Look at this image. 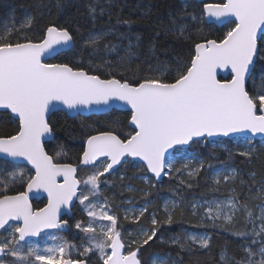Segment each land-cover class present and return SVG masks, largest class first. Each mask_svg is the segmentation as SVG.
<instances>
[{
	"label": "snow or ice",
	"instance_id": "6c2138e0",
	"mask_svg": "<svg viewBox=\"0 0 264 264\" xmlns=\"http://www.w3.org/2000/svg\"><path fill=\"white\" fill-rule=\"evenodd\" d=\"M200 3L202 9L199 10V17L195 10L189 13L185 7L177 15H170L168 25L155 26L148 43V51L155 55L156 41L162 34L165 37L174 35L177 39H191L187 34V25L178 22L188 17L193 21L234 24L222 39H205L195 43L194 54H190L189 58L177 55L171 62H162L157 57L155 66L148 63L147 69L140 65L135 69L130 68L132 58L138 55L141 48V33L118 32L116 26L123 24L130 29L131 25L146 22L150 16V5L141 11L137 19H121L117 12L115 25L109 23L107 31L89 33L84 45L91 48L93 54L101 52L102 43L104 53L117 51V45L108 39L110 35L128 40L124 56L118 57L116 62L102 60L96 66L98 70L107 66L108 78L89 74L83 68L74 69L67 63L43 62V58L55 53L58 46L73 42L69 27L49 23L43 29L42 38L34 41L25 34L26 30L31 29L34 17L29 16L20 28L6 26V30L0 34V109L15 114L19 125L14 135H0V185H3L0 190V229L7 231L12 228L9 223L12 220L22 221V224L0 239V264H86V259L73 258L71 249L75 245L66 241L43 250L29 245L24 251L21 244L26 236H35L43 229L67 226L68 221L58 219V215L62 207L71 206L74 198L85 205L89 217L87 223L79 220L75 223V227L85 233L88 240V245L78 253L79 256L87 257L95 249L102 264H142L138 258L139 251L157 236L159 221L153 216L151 223L154 227L150 230L140 229L138 239L131 241L136 247L126 251L129 246L124 243L119 231L118 217L110 214L107 198L103 204L92 202L98 201L102 195L101 177L106 173L111 174L114 166L128 156L139 157L148 170L159 177L166 166L165 153L174 146L198 142L195 138L228 137L243 132L264 134V67L257 77L261 87H257L253 78L257 63L264 66V0H222L220 3L200 0ZM55 4L61 9L64 0H55ZM114 6L119 7L118 0H108L107 6L93 0L86 7L89 18L95 22L98 15L104 14L109 16L110 21ZM36 7H44L42 0H37ZM220 68H230L231 79H217ZM128 71L133 72L131 78L125 75ZM169 77H172L170 82ZM250 80L256 94H250L248 90ZM116 101L130 106V123L134 125V131L128 134L127 139H121L115 130L88 135L79 163L92 166L95 170L84 180L77 178L76 165L57 163L45 151L41 140L53 132L47 117L58 107L55 102L62 103L68 109H77L93 104L107 106ZM242 139L245 150L237 154L250 160L254 152L252 139L248 136ZM175 150L181 151L179 148ZM60 155L62 152L56 153V156ZM233 157L234 154L229 151L227 161ZM20 158L32 166L34 175H26L24 168L17 167L21 163ZM221 163L228 173L222 176L223 181H234L237 169L229 167L226 161ZM97 165H101L102 170ZM202 167L204 161L200 162ZM200 168L193 169L189 176L198 173ZM221 175L216 173L214 183H221ZM58 177H62V182ZM255 177V173L250 174L253 185L257 183ZM245 183L241 180V184ZM16 184H26V190L7 194ZM81 185L87 191H82ZM260 185L256 198L264 200V181ZM33 189H43L48 196L47 204L35 211L29 203V193ZM206 204L203 218L210 220L213 226L218 221L222 222V227L232 226L237 215L244 212L247 222L254 225L250 233L256 236L264 234V207H261L257 231L251 209L236 196ZM192 207L197 209L196 204ZM175 208V202H172L171 209L166 202L168 215L165 223H172ZM147 209V202L139 209H125L124 218L139 221ZM134 211L138 214L132 215ZM234 234L246 235L241 232ZM190 239L202 249L211 247L208 235L199 238L192 235ZM171 242L180 244L178 238ZM256 242L254 239L253 244ZM260 244L256 252L251 246L244 248L246 258L235 264H264V240ZM180 246L183 247L182 244ZM226 255V250H222L220 260L225 261ZM257 255L259 260L254 259ZM5 256L10 260H5ZM153 264H157L155 256ZM160 264L166 262L161 260Z\"/></svg>",
	"mask_w": 264,
	"mask_h": 264
},
{
	"label": "trees",
	"instance_id": "16d2710c",
	"mask_svg": "<svg viewBox=\"0 0 264 264\" xmlns=\"http://www.w3.org/2000/svg\"><path fill=\"white\" fill-rule=\"evenodd\" d=\"M44 7L37 8V0H0V34L8 28H20L29 16L34 17V23L30 30H26V35L34 41L42 38L43 29L49 24L54 23L58 26L69 27L73 34V46L56 54L48 63H67L74 69L83 68L89 73L100 75L103 78H108L109 69L106 66L103 70L96 68L102 60L116 62L118 57L125 55V48L128 43L127 39L121 40L116 36H109L108 39L117 45L115 52H103V43L100 45L101 52L93 54L91 48L84 45V40L87 39L89 33L107 31L109 23L115 25L119 12L121 19L131 18L137 19L141 11L151 6L150 16L146 22H141L130 26L123 24L117 25L118 32L141 33V48L138 55L132 58L130 65L131 69H135L137 65L147 69V64H156L157 57L162 62H171L177 55L189 58L190 54H194V44L202 42L205 39H222L223 35L234 24H223L217 26L205 21H193L190 17L178 21L187 25V34L191 39H177L174 35L165 37L163 34L157 38V48L155 55L148 51V43L154 34L155 26L169 24V17L177 15L185 7L187 11L192 13L195 10L196 15L200 16L202 3L195 0H118L119 7L112 8L113 15L109 21V16L104 14L98 15L93 22L87 11V5L93 0H64V7L58 9L55 0H42ZM99 4L107 6L108 0H98ZM211 2H222V0H213ZM139 5V7H138ZM99 12V9H97ZM134 38V37H133ZM107 42V41H105ZM136 51V49H133ZM264 67L257 63L253 70V76L257 77L261 68ZM127 78H131L132 71L125 73ZM175 73L172 74L174 77ZM172 77H169V82ZM118 78L120 76L118 75ZM248 90L250 94H256L253 89V82H248ZM129 111L110 110V112L102 113V115H90L88 117L76 116L69 117L61 111L54 112L49 122L53 128L54 138L45 142L44 148L58 162H67L79 164V158L83 151L82 141L92 133L115 130L116 134L122 139H126L128 134L133 130L129 125ZM18 131V123L6 111H0V135L7 136L15 134ZM242 138L231 137L230 139L219 138L215 140L200 139L198 142L191 143L188 147L179 148L181 151L192 150L199 156L198 165L204 161V167L200 168L195 175H183V165L176 162L171 169H166L161 182L155 181L152 176H149L146 167L142 163H137L127 159L116 168L111 174H106L101 177L100 191L102 195L99 200L105 203L107 198L110 214L116 215L119 222V231L123 235V241L126 244V251L132 250L136 246L131 244L129 232L137 231L139 226H144L148 230L154 227L151 223L153 216L159 221L157 227V236L154 237L148 245H144L139 251L138 258L142 264H149L150 258L154 253L168 256L167 263L172 261L175 264H235L236 261L246 258L244 248L252 247L256 252L261 245L259 240L262 239V234L256 236L250 233L253 228V223L247 222L244 212L238 214L235 223L232 226H224L217 222L213 226L210 220L204 217V207L206 202L211 197L217 194L209 187L210 174L213 169L223 166L222 161H226L229 166H234L237 171V177L234 181H230L228 189L231 190L230 196H236L242 203L246 202L253 213V220L256 224L255 205L262 200L256 198V190L260 187V182L264 181V140L252 139L254 152L252 158L246 159L239 156V151L245 150L242 145ZM222 145V146H221ZM176 149V148H175ZM173 150V153L176 150ZM227 149V150H226ZM229 151L234 154L231 161H227ZM57 152H62V155L56 156ZM25 169L26 175H32L31 170L23 165H17ZM102 170V167H99ZM177 169H180L178 172ZM77 178L83 180L85 176L90 175L95 169L92 166H81L78 169ZM256 174L255 185L252 184L250 174ZM141 175L149 178V184L140 178ZM123 177V179H121ZM241 180L245 184H241ZM110 181L111 183H104ZM181 181H184L181 183ZM251 185V191H249ZM26 184H16L11 186V190L7 194H13L23 191ZM83 185L81 186V189ZM132 190H129V189ZM3 185H0V190ZM234 189L235 191H232ZM82 191H85L83 188ZM147 193V196L145 195ZM164 197H169L176 200L177 206L173 210V221L171 224L165 223L167 215L163 213L162 206ZM92 199V198H90ZM190 199H200L201 204L197 205L194 210ZM147 202L148 209L139 221L133 222L126 220L122 212L123 206L132 203L137 207L145 205ZM42 201L32 202L34 208L40 207ZM74 212L73 222L89 220L85 211L84 205H78ZM195 213V214H194ZM107 222V221H104ZM13 227V224H11ZM9 229V228H8ZM7 229V230H8ZM189 230L204 231L211 238V247L202 249L198 244L187 237ZM241 232L246 235L238 236L234 233ZM59 238L69 244L75 245L71 249L74 259H86L89 264H102L98 259L99 253L93 249L88 253L87 257L79 256L78 253L83 252L85 244L88 243L86 234L74 227L68 233H59ZM7 231L2 230L0 239L7 237ZM178 238L180 244H173L171 241ZM257 242L253 244V240ZM262 241V240H261ZM26 242H21L24 246L23 250L27 251ZM226 250L227 255L225 261L220 260V253ZM106 251H109L106 249ZM259 255L255 256V260H259ZM5 260H10L5 256Z\"/></svg>",
	"mask_w": 264,
	"mask_h": 264
},
{
	"label": "water",
	"instance_id": "95a60500",
	"mask_svg": "<svg viewBox=\"0 0 264 264\" xmlns=\"http://www.w3.org/2000/svg\"><path fill=\"white\" fill-rule=\"evenodd\" d=\"M195 1H197V2H200V0H195ZM211 1H213V0H204V2H209V3H218V2H211ZM234 19V18H233ZM205 22H207L206 20H205ZM207 23H212V24H215V25H217V26H222L223 24H225V23H221V22H207ZM73 42L72 43H70L69 45H63V46H58V48H57V51L55 52V53H53L51 56H45L44 58H43V62L44 63H48V60H51L56 54H58V53H60V52H64L65 50H68V49H70L72 46H73ZM194 49V48H193ZM49 64H56L55 62H53V63H49ZM71 67V66H70ZM77 69H79V68H77ZM89 74H92V73H89ZM93 75H95V74H93ZM101 78H103V77H101ZM217 79H219V80H221V81H223V80H225V79H231V75H230V68H220V69H218L217 70ZM57 105H58V107L56 108V109H54L53 111H51L49 114H48V120H49V118H50V116L54 113V112H56V111H61V112H63V113H65L66 115H68L69 117H76V116H79V115H81V116H84V117H88V116H90V115H102V113H107V112H110V110H113V109H116V110H120V111H129L130 113H131V111H130V106H127V105H125V104H123V102H119V101H116V102H113V103H111L110 105H95V104H93V105H90V106H80L79 108H77V109H68L66 106H64L62 103H60V102H55ZM0 111H6V112H8V114H10L12 117H13V119H15L16 121H17V123H18V125H19V119H18V117L15 115V114H13V113H11L10 112V110H3V109H0ZM131 116V115H130ZM129 125H130V127L132 128V130L134 131V125H131V123H130V118H129ZM97 133H99V132H97ZM97 133H92L91 135H95V134H97ZM12 135H14V134H12ZM244 136H248V137H251V139H261V140H264V134H255V135H253V134H251V133H247V132H243V133H233V134H230V136H228V137H224V136H214V137H207L206 138V140L208 139V140H215V139H219V138H224V139H230L231 137H240V138H242V137H244ZM54 138V136H53V132L52 133H50V134H46L44 137H42V140H41V143L43 144V146H44V144H45V142H47V141H50V140H52ZM87 139V137L82 141V145H84V141ZM122 139V138H121ZM126 139H127V137H126ZM196 140H200L201 138H195ZM191 143H193V142H190L188 145H183V146H174V148L173 149H168L167 151H166V153H165V165H166V161H167V159L168 158H170L173 154V150L175 149V148H184V147H188ZM45 149V151L47 152V150H46V148H44ZM83 152V151H82ZM48 153V152H47ZM49 154V153H48ZM82 154V153H81ZM50 155V154H49ZM51 156V155H50ZM127 159H130V160H133V161H135V162H137V163H142L143 164V166L144 167H146V170H147V172H148V174H149V176H152L154 179H155V181H157V182H161L162 180H163V176L165 175V172H166V166L162 169V172H161V175L159 176V177H157L154 173H152L151 171H149L148 170V168H147V165H146V163L143 161V160H141L139 157H130V156H128V157H124V158H122V162L120 163V164H118V165H116V166H114V170H112L111 172H113V171H115L116 170V168L118 167V166H120L124 161H126ZM20 160H21V163H19V165H25V166H27L30 170H31V172H32V175H34V169H32V166L31 165H29V164H27V162L26 161H23V159L22 158H20ZM58 163H67V162H58ZM69 164H72V163H70L69 162ZM73 165H75V164H73ZM77 167H78V169L81 167V166H84V165H81L80 163L79 164H77L76 165ZM85 167H89V166H85ZM79 171V170H78ZM77 174H78V172H77ZM107 174V173H106ZM105 174V175H106ZM104 175V176H105ZM58 180L59 181H61L62 182V177H58ZM26 190V186H25V188H24V191ZM13 194H15V193H13ZM9 195H12V194H9ZM41 198H45L46 199V203L42 206V207H39V208H43L46 204H47V202H48V196H47V193L43 190V189H40V190H35V189H33V191L32 192H30L29 193V203L31 204V206H32V208H33V210L35 211V210H37V209H39V208H34L33 207V205H32V202L33 201H36V200H40ZM75 200H76V198H74V201H73V203L71 204V206L70 207H62L61 208V210H60V213H59V215H58V219H60V220H62V221H65V220H63L62 219V216L63 215H66L67 217H70V215H71V208H72V206H73V204H74V202H75ZM9 223H17L18 225L19 224H22V221H15V220H12V221H10ZM68 224H67V226H64V227H61V228H57V229H43V230H41V232L39 233V234H37V235H35V236H26L25 237V240L24 241H22V242H26V240H37L38 239V237H39V235L40 234H43V233H45V232H49V231H52V230H57V231H66V230H68ZM2 230L3 229H0V233L2 232ZM110 250V249H109ZM86 264H89L88 262H86Z\"/></svg>",
	"mask_w": 264,
	"mask_h": 264
},
{
	"label": "rangeland",
	"instance_id": "374dc122",
	"mask_svg": "<svg viewBox=\"0 0 264 264\" xmlns=\"http://www.w3.org/2000/svg\"><path fill=\"white\" fill-rule=\"evenodd\" d=\"M257 77L253 76V78L256 80L257 87H261L262 86L261 85V81ZM244 144H245V141L242 140V145H244ZM194 157H196V158L194 159ZM199 160L200 159H199V156L197 155V153H195L192 150L185 151V152L184 151H176L175 153H173V155L170 158L167 159V161H166V169L173 168L174 164L176 162H179L181 165H183V171L181 173H183V175H186V174H189V172H191L193 169L199 167V165H198ZM168 165H171V167H168ZM185 165H187V167H185ZM96 167L99 168V167H102V166L101 165H97ZM229 167H234V166L232 165V166H229ZM218 172L222 173V175H221V183L216 184V183H214V179L216 177V173H218ZM237 173H238V171H237ZM225 174H228L227 171H225V165L220 166V167L215 168V169L212 170V172L210 174V179H209V187H211L212 190H214V192H217V194L214 195L213 197H211L210 200H208L207 202L225 201V200H227L230 197L231 190L228 189V185L230 184V181L229 182H224L223 179H222V176L225 175ZM87 176H85V178ZM85 178H83V180ZM140 178L143 179L145 182H147L149 184V178H147V176L141 175ZM81 190H83V188ZM85 191H87V189H85ZM190 200H191L192 204H196V205L201 204L200 199H190ZM162 201H163L162 211L166 215H168V213L165 211L166 202H167V206H168L169 209H171L172 202H175L176 206H177L176 200H173V199H171L169 197H164L162 199ZM76 202H78V205H81L79 203V199L78 198H76ZM92 202L93 203L103 204V201H101V200H98V201L93 200ZM83 207L85 208V205ZM141 207H143V206H141ZM141 207H137V206H135L132 203H128L127 205L123 206L122 212H123V214H125V209H139ZM261 207H264V200H262L261 202L256 203L255 208H254L256 210L257 231H259V226H260V220L258 218L260 216ZM137 214H138V212H135V211L132 213V215H137ZM202 219H203V217H202ZM87 222L88 221H86L85 223H87ZM218 222L222 223L221 221H218ZM75 223L76 222H73L74 227H75ZM101 223H108V222L101 221ZM14 227H16V226H14ZM14 227H12V228H14ZM12 228H9L7 230V234L9 232H11ZM140 229L148 230L146 227H144L142 225L139 226L137 231H135V232L130 230L129 234L131 233V235L128 234L130 242L133 239H138L137 233L140 231ZM97 232H99V228H97ZM192 235H195L197 238H199L201 236L208 235V234H206L204 231L198 232V231L189 230L188 233H187V237L190 239V237ZM261 240H264V234H262V239H260L259 242ZM62 242H64V241H62L59 238V235L56 232L49 231V233H44V234L40 235L38 237V240H36V241H27L26 247L31 245V246H35V247H38L39 249L43 250L46 247H51V246H54V245L62 243ZM193 242H195V241H193ZM196 244H198V243H196ZM87 245H88V243L85 244V246H87ZM154 256L157 258V264H160L161 260L165 261L166 264H175L174 261H172L170 263H167V260H168L167 259V257H168L167 255L164 256V255H160V254H157V253H154V255L151 256V258H150L151 260H150L149 264H153Z\"/></svg>",
	"mask_w": 264,
	"mask_h": 264
},
{
	"label": "flooded vegetation",
	"instance_id": "af4514ba",
	"mask_svg": "<svg viewBox=\"0 0 264 264\" xmlns=\"http://www.w3.org/2000/svg\"><path fill=\"white\" fill-rule=\"evenodd\" d=\"M85 139V138H84ZM83 139V140H84ZM173 154V153H172ZM24 191V190H23ZM39 201H42V203H41V205H40V207H42L45 203H46V199L45 198H41L40 200H36L35 202H39ZM34 202V201H33ZM77 203H76V200H75V202H74V204H73V206H72V208H71V215H70V217H67L66 215H63L62 216V219L63 220H65V221H68V230H66V231H61L62 233H68L71 229H72V224H73V219H74V212H75V208H76V205ZM37 208H39V207H37ZM36 208V209H37ZM10 224H13V227L14 226H18V224L17 223H10ZM52 232H59V233H61L60 231H57V230H52ZM45 233H49V232H45ZM44 234V233H43ZM40 235H42V234H40ZM39 235V236H40ZM38 240V239H37ZM26 241H36V240H26ZM86 262H87V260H86Z\"/></svg>",
	"mask_w": 264,
	"mask_h": 264
}]
</instances>
